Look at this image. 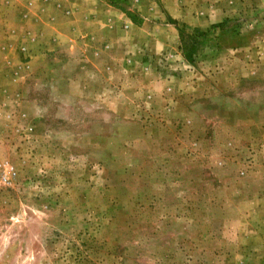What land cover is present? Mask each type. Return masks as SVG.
<instances>
[{"label":"rangeland","instance_id":"rangeland-1","mask_svg":"<svg viewBox=\"0 0 264 264\" xmlns=\"http://www.w3.org/2000/svg\"><path fill=\"white\" fill-rule=\"evenodd\" d=\"M149 2L132 42L20 46L0 85L12 96V108L0 99V264H224L233 252L242 185L264 179V0H223L230 13L204 37Z\"/></svg>","mask_w":264,"mask_h":264},{"label":"crops","instance_id":"crops-1","mask_svg":"<svg viewBox=\"0 0 264 264\" xmlns=\"http://www.w3.org/2000/svg\"><path fill=\"white\" fill-rule=\"evenodd\" d=\"M162 2H166L164 7L171 18L192 30L207 31L230 13L229 5L223 0H183L182 5L187 7L179 10L177 6L176 12L170 8L169 0ZM157 5L149 0H117L115 3L110 0H0V85L18 69L21 45L25 46L26 53L31 51L33 55L38 52L40 43L56 46L69 37L73 42L81 39L87 44L109 43L110 40L132 42L133 33L137 29L145 30L152 21L149 9H157ZM195 8L196 15L190 13ZM168 29L172 36L177 34L174 24H169ZM3 72L8 77L3 76ZM4 90L0 88V99L9 101L7 106L12 108L8 99L12 96ZM4 119L5 114H2L0 120ZM244 183L241 207L232 217L236 219L231 231L233 252L225 256L224 264H264V179L260 191L248 189L252 180ZM223 217L227 220L230 216Z\"/></svg>","mask_w":264,"mask_h":264},{"label":"trees","instance_id":"trees-1","mask_svg":"<svg viewBox=\"0 0 264 264\" xmlns=\"http://www.w3.org/2000/svg\"><path fill=\"white\" fill-rule=\"evenodd\" d=\"M110 1H112L113 3H115L117 0H110ZM123 10H125V9H123ZM126 12L129 14V15H131L132 13L130 12V11H127L126 10ZM180 30H182V29H180ZM195 32H197V36H202V37H204L205 36V32H202V31H199V30H195ZM190 40L191 41H194L195 40V36L194 35H191L190 36ZM207 38H204V39H202V41H201V43H205V42H207ZM182 42H183V48H188V45H187V43H186V40H185V37L184 36H182ZM185 50V49H184Z\"/></svg>","mask_w":264,"mask_h":264}]
</instances>
